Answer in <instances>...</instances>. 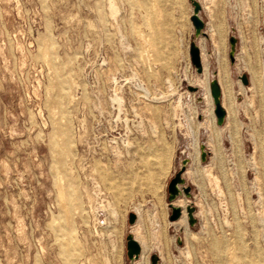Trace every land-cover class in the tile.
I'll return each mask as SVG.
<instances>
[{"label":"rangeland","instance_id":"1","mask_svg":"<svg viewBox=\"0 0 264 264\" xmlns=\"http://www.w3.org/2000/svg\"><path fill=\"white\" fill-rule=\"evenodd\" d=\"M198 1L0 0V264H135L130 212L140 264H264V0Z\"/></svg>","mask_w":264,"mask_h":264},{"label":"water","instance_id":"2","mask_svg":"<svg viewBox=\"0 0 264 264\" xmlns=\"http://www.w3.org/2000/svg\"><path fill=\"white\" fill-rule=\"evenodd\" d=\"M193 4V13L191 14L190 18L192 20L193 26L196 31L203 33L202 27L204 25L203 20L201 17L198 15V11L201 8V4L198 0H191ZM229 41L231 44V47H235V37L231 35L229 37ZM200 49L195 40H191L189 44V54H190V59L192 63L196 66L197 70H201V59H200ZM233 57L231 56V59ZM241 79L244 83L247 82V77L246 75L242 74ZM210 93L211 96L213 97L215 107H214V112L216 115V121L217 123H221L224 118L225 110L221 106L220 103V89L217 81L213 79L210 83ZM205 150L202 149L201 151V158L205 159ZM188 159L187 157H183L181 162V169L175 173V175L170 179L168 183V200L171 202L179 193H180V188L178 186V182L183 183L184 178L181 175L183 166L187 163ZM182 191L186 195H190V186L187 184H184L182 186ZM169 206L171 207V213L169 215V220L176 219L180 214H181V207L179 205H174L172 203H169ZM187 213H188V221L190 224H193L195 222V216L193 215V211L195 209L194 205L192 203H188L185 206ZM136 218L135 212H130L129 214V221L133 222ZM126 248H127V255L130 259H133L134 257H137L140 253L141 246L140 243L133 237L131 233L127 234L126 236ZM152 263H157L158 261V256L157 254L153 253L150 257ZM129 264H133L132 262Z\"/></svg>","mask_w":264,"mask_h":264},{"label":"bare ground","instance_id":"3","mask_svg":"<svg viewBox=\"0 0 264 264\" xmlns=\"http://www.w3.org/2000/svg\"><path fill=\"white\" fill-rule=\"evenodd\" d=\"M201 32H198V31H196L195 30V37H201ZM200 49V48H199ZM199 53H200V59H201V51H199ZM231 56L233 57L232 59H231ZM229 58H230V61L232 62L233 60H234V47L232 48L231 47V45H230V52H229ZM202 60L203 59H201V70L200 71H198L197 70V68H196V72H197V74H200L202 71H203V65H202ZM202 74H204V71L202 72ZM205 76V75H204ZM214 75L212 74L211 75V80H210V83H211V81L213 80V79H215L214 77H213ZM206 77V76H205ZM201 80V79H200ZM216 80V79H215ZM217 81V80H216ZM206 82V81H205ZM201 84H202V82H200ZM217 83H218V81H217ZM218 85H219V83H218ZM219 89H220V86H219ZM209 94H210V96H211V93H210V84H209ZM205 96L206 97H208V95L207 94H205ZM206 99V98H205ZM211 99H212V102H213V107H215V103H214V100H213V97L211 96ZM220 103H221V89H220ZM221 106H222V104H221ZM223 107V106H222ZM224 109V108H223ZM225 110V109H224ZM213 113H214V116H215V118H216V115H215V112H214V108H213ZM234 114V113H233ZM225 116H226V111H225V114H224V118L223 119H225ZM216 123H217V121H216ZM223 123V122H222ZM222 123H217V125H221ZM202 126H203V128H204V130H209V129H211V124L209 123V122H205V123H203L202 124ZM208 143V142H207ZM208 145H210V141H209V144ZM202 149L203 150H205V148H204V146H203V144H201V146H200V150L202 151ZM206 154V153H205ZM188 159V158H187ZM202 159V158H201ZM188 162V161H187ZM187 164V163H186ZM185 184V181L183 182V183H180V182H178V186H179V188H180V193L171 201V202H168V204L169 203H172V204H174V205H179L180 207H181V214L176 218V219H172V220H170V222H176V221H180V220H182L183 218H185V213H186V217H187V221H188V213H187V210H186V208L184 207L183 208V206L186 204L187 205V202H189V201H187V200H189V195H186L183 191H182V186ZM60 190H61V188H60ZM58 191H59V189H58ZM62 191V190H61ZM61 191H59V193H60V196L62 195V192ZM185 197L187 200H182L181 198L182 197ZM183 211H185V213L183 212ZM193 215H195V213L193 212ZM182 217V218H181ZM136 221H137V215H136ZM140 219V218H139ZM135 221V220H134ZM133 221V222H134ZM135 221V225L134 224H132L133 226H131V228H133V230L134 231H132L131 232V234L133 235V237L140 243V246L142 245V247H143V240H141V239H139V237H138V233H139V230H140V228L138 227V224H139V220L136 222ZM132 222V223H133ZM188 224L190 225V223H189V221H188ZM142 247H141V250H140V253H139V255L137 256V257H134L133 259H132V261L133 262H135V264H140L139 263V259H140V257H141V255L143 254V250H142ZM150 264H156V263H152V262H150Z\"/></svg>","mask_w":264,"mask_h":264}]
</instances>
